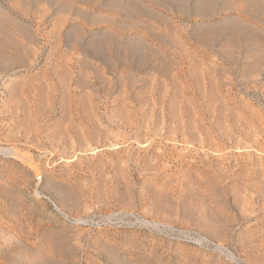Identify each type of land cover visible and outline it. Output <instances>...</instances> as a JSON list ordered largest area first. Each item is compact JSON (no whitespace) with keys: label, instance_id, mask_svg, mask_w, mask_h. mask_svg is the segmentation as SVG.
Wrapping results in <instances>:
<instances>
[{"label":"rangeland","instance_id":"1","mask_svg":"<svg viewBox=\"0 0 264 264\" xmlns=\"http://www.w3.org/2000/svg\"><path fill=\"white\" fill-rule=\"evenodd\" d=\"M0 264H264V0H0Z\"/></svg>","mask_w":264,"mask_h":264}]
</instances>
